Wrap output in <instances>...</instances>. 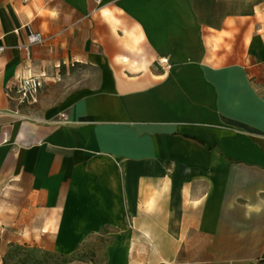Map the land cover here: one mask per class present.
Wrapping results in <instances>:
<instances>
[{
  "label": "crops",
  "instance_id": "crops-1",
  "mask_svg": "<svg viewBox=\"0 0 264 264\" xmlns=\"http://www.w3.org/2000/svg\"><path fill=\"white\" fill-rule=\"evenodd\" d=\"M0 48L21 232L99 245L69 264H264V0H0Z\"/></svg>",
  "mask_w": 264,
  "mask_h": 264
},
{
  "label": "rangeland",
  "instance_id": "rangeland-1",
  "mask_svg": "<svg viewBox=\"0 0 264 264\" xmlns=\"http://www.w3.org/2000/svg\"><path fill=\"white\" fill-rule=\"evenodd\" d=\"M75 74L79 78L80 71L76 70ZM68 90V86L58 89L44 88L45 93L50 95V102L52 96L57 99ZM9 183L7 180L0 189V264H69L74 259L95 262L96 251L100 250L99 245L89 249L84 247L74 257H68L47 247L45 241H38L32 238L31 234L21 232V228H27L28 222L27 217L22 216L20 208L26 194L22 198L21 193L16 194L10 189Z\"/></svg>",
  "mask_w": 264,
  "mask_h": 264
},
{
  "label": "built area",
  "instance_id": "built-area-1",
  "mask_svg": "<svg viewBox=\"0 0 264 264\" xmlns=\"http://www.w3.org/2000/svg\"><path fill=\"white\" fill-rule=\"evenodd\" d=\"M43 42V36L40 33H34L29 36L30 45L39 44ZM3 50V48H0ZM161 65H167L168 60L161 59ZM44 86V79L42 76H24L20 78L15 85L14 98L18 106H34L39 102V93ZM11 97V95H10Z\"/></svg>",
  "mask_w": 264,
  "mask_h": 264
}]
</instances>
